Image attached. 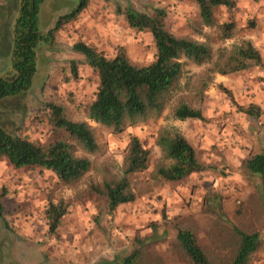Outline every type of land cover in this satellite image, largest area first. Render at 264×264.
I'll return each mask as SVG.
<instances>
[{
    "label": "rangeland",
    "instance_id": "obj_1",
    "mask_svg": "<svg viewBox=\"0 0 264 264\" xmlns=\"http://www.w3.org/2000/svg\"><path fill=\"white\" fill-rule=\"evenodd\" d=\"M235 1L234 10L216 11L219 25L235 22L232 39L223 40L217 27H206L197 34L194 26L200 16L193 0H91L77 20L56 31L50 42L37 46L38 71L32 88L20 97L0 101V127L41 145L67 141L75 145L79 156L90 158L94 168L69 186L50 170L16 168L7 158L0 159V207L4 216L0 264H111L130 255L138 247V240L145 241L147 264H185L174 246L177 226L190 227L201 246L220 264H226L231 256L230 224L260 233L261 247L249 264H264V191L259 188L260 180L247 173L243 165L249 157L264 152V65L227 76L215 74L202 93L201 84L210 65L189 62L180 96L201 109L204 120L180 121L167 111L159 120L148 119L114 134L87 118L99 79L86 58L73 50L74 44L82 41L109 57L124 51L132 62L150 64L156 47L149 31H138L129 25L123 11L131 6L148 14L164 10L171 33L207 41L215 58L219 50L250 39L264 60V0ZM75 2L78 5V0L49 4L46 13L42 8L41 32L50 33L58 23L54 16L70 13ZM10 19L11 16L0 26L5 53L12 36ZM50 102L64 106L72 119L88 121L93 126L102 156L85 152L67 132L51 123L47 107ZM251 105L260 110L258 117L241 111V107ZM8 108L17 109L21 115L9 116ZM161 128H177L200 159L216 169L192 174L178 183L154 185L150 175L163 156L156 144ZM135 135L151 151V168L136 179L141 184L136 189V202L110 213L105 200L90 191V184L101 182L98 169L103 164L113 174H119L126 147ZM61 201L68 205V212L58 232L50 234L45 208L50 202ZM155 226L158 234L150 240Z\"/></svg>",
    "mask_w": 264,
    "mask_h": 264
},
{
    "label": "trees",
    "instance_id": "obj_2",
    "mask_svg": "<svg viewBox=\"0 0 264 264\" xmlns=\"http://www.w3.org/2000/svg\"><path fill=\"white\" fill-rule=\"evenodd\" d=\"M45 0H21L19 16L13 29V54L11 74L0 76V101L20 97L29 92L37 73L36 48L42 41H51L54 33L65 25L77 20L91 0H78L77 7L62 16L56 27L46 37L39 28V14ZM199 9L200 21L194 26L197 34L204 28L220 29L223 40L232 39L236 29L235 22L222 25L217 23L216 11L221 8L234 10L235 0H193ZM123 14L129 25L138 31H149L156 55L148 65L132 62L124 51L113 57L87 44L77 42L73 50L86 58L87 64L98 75V90L95 99L87 109V118L114 134H121L129 127H135L148 119L159 120L165 112L171 111L180 121L188 119L204 120L201 109L193 107L180 96L185 87L186 66L189 62L196 65L209 64L205 79L201 84L203 93L214 81V75L227 76L248 71L264 65L260 51L250 39H242L231 49H221L215 58L212 46L207 41L194 37L178 36L171 33L166 24V12L156 10L154 14L143 13L128 7ZM198 26V27H196ZM74 76L77 77L76 63ZM233 103L234 98L229 93ZM236 104V103H235ZM238 106V105H237ZM50 121L58 129L67 132L85 152L102 156V147L97 140L95 129L88 121H76L65 113V107L56 102L48 104ZM245 114L258 117L260 110L251 105L242 108ZM156 144L163 156L154 166L150 180L154 185L163 182L178 183L192 174L215 170L206 165L197 150L177 128H161L157 133ZM151 151L145 148L138 136H132L126 147L123 165L119 174H113L106 164L99 172L100 183H91L90 191L105 200L110 213L120 206L136 202L140 183L138 176L151 168ZM7 158L16 168L41 167L52 171L66 185L81 181L94 168L93 161L77 154L75 145L67 141L41 145L22 136L9 134L0 127V159ZM247 173L259 179V188L264 191V152L249 157L243 163ZM264 200V196H261ZM210 211L215 210L211 209ZM68 212L63 201L50 202L45 208V216L50 234L58 232L60 224ZM3 210L0 207V240ZM221 217H225L221 214ZM229 243L231 256L226 264H249L253 254L261 247V235L257 231H246L230 224ZM154 227L153 239L157 236ZM174 246L185 264H220L198 241L195 232L186 226H177ZM138 247L121 260L111 264H147L145 241L138 240Z\"/></svg>",
    "mask_w": 264,
    "mask_h": 264
},
{
    "label": "crops",
    "instance_id": "obj_3",
    "mask_svg": "<svg viewBox=\"0 0 264 264\" xmlns=\"http://www.w3.org/2000/svg\"><path fill=\"white\" fill-rule=\"evenodd\" d=\"M66 2H67V0H45L43 2V4L41 5V9L43 8V13H46L45 8L49 4L51 6H53V4H55V3H59L61 5V4H65ZM76 7H77V4L75 2V5L73 8L75 9ZM20 8H21V0H0V26H2L6 22V20L11 16L10 26H11V30H12V34H11L12 36L10 37V42H9V46H8V48H9L8 53H5V51H3V47L1 45L2 41H3V35L0 32V72L4 71V72H6V75H8L9 73L11 74L13 72V66H12L13 29H14L15 21L19 16ZM13 10H14V13H13ZM40 12H41V10H40ZM67 14H69V13H61L59 15H55L54 19H55L56 23L58 22L59 18H61L64 15H67ZM49 35H50V33H47V35H45V36L49 37ZM44 42L47 43L50 41H42L39 44L44 43ZM37 66H38V55H37ZM3 74H5V73H3ZM0 76H5V75H0ZM8 99H10V98H8ZM7 110L10 113L9 116H11V117H13V116L17 117V116L21 115V114H19L20 112H18L17 109L11 110L10 108H8Z\"/></svg>",
    "mask_w": 264,
    "mask_h": 264
}]
</instances>
